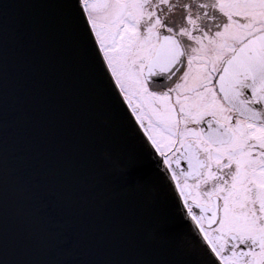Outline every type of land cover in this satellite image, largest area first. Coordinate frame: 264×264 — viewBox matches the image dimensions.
<instances>
[{
    "label": "snow or ice",
    "instance_id": "obj_1",
    "mask_svg": "<svg viewBox=\"0 0 264 264\" xmlns=\"http://www.w3.org/2000/svg\"><path fill=\"white\" fill-rule=\"evenodd\" d=\"M0 0V264H65L68 243L21 172L30 98ZM76 80L99 85L141 134L184 222L134 264H264V0H62ZM23 94V95H22ZM132 165L119 179L132 181ZM58 206V205H57ZM32 225L27 235L18 223ZM105 264H118L108 261Z\"/></svg>",
    "mask_w": 264,
    "mask_h": 264
},
{
    "label": "water",
    "instance_id": "obj_2",
    "mask_svg": "<svg viewBox=\"0 0 264 264\" xmlns=\"http://www.w3.org/2000/svg\"><path fill=\"white\" fill-rule=\"evenodd\" d=\"M10 2L18 5L12 9L16 47L30 90V98L17 105L28 117L18 126L24 149L19 166L66 234L65 264H134L162 252L167 243L156 237L158 223L181 231L184 222L146 137L98 84L76 80L64 10L56 7L62 0ZM126 164L132 165L129 183L119 179ZM31 228L29 222L16 225L21 237ZM27 258L48 260L40 249Z\"/></svg>",
    "mask_w": 264,
    "mask_h": 264
}]
</instances>
